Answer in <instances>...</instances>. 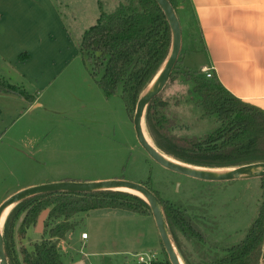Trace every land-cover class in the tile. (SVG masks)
I'll return each mask as SVG.
<instances>
[{
	"label": "rangeland",
	"instance_id": "1",
	"mask_svg": "<svg viewBox=\"0 0 264 264\" xmlns=\"http://www.w3.org/2000/svg\"><path fill=\"white\" fill-rule=\"evenodd\" d=\"M53 1L61 21L56 35L59 47L54 49L52 56H48V60L61 59L64 65L55 80L40 92L42 107L23 113V118L15 124V129L23 126V143L19 141L23 145L20 147L15 143L16 147L11 148L6 135L0 137V202L19 188L61 180L99 182L123 179L145 186L150 180L152 189L162 199L184 210L193 228L204 238L202 242L187 240L176 231L180 248L191 263L197 264L202 253L221 254V249L240 242L261 204V180L205 182L163 168L139 146L132 119L121 98L118 95L104 96L82 61L78 47L84 32L96 24L99 5L105 13H112L123 0ZM179 20L184 55L191 33L187 34L188 20L186 22L181 13ZM62 28L67 31L64 36ZM194 46L199 47L198 41ZM192 66L184 68V71L203 76ZM174 70L182 73L180 55ZM190 89L191 84L180 75L169 80L159 96L166 107L158 105V111L169 122L166 124L167 133L174 138H203L220 125L215 117L203 116L197 105L190 101ZM143 128L155 147L145 121ZM14 138L19 140L21 137L17 134ZM157 139L168 150L174 147L167 139ZM47 210L50 208L41 212L25 236L19 233L23 214L14 221L12 230H8L5 247L14 264H21L23 248L32 251L33 244L48 239V230L63 221L48 220ZM130 214L133 218L124 215L113 219L118 228L112 231L114 227L111 225L109 230L117 233L118 240L113 239L108 231L104 232L108 233L106 242L110 245L98 244L96 252L81 240L82 232H89L85 228V214L79 213L78 218L69 219L74 228L58 242L62 262L74 264L85 259V264H136L139 256L149 261L146 264L152 260L168 261L161 243L155 250L152 247L157 243L150 236L155 232L154 219Z\"/></svg>",
	"mask_w": 264,
	"mask_h": 264
},
{
	"label": "trees",
	"instance_id": "2",
	"mask_svg": "<svg viewBox=\"0 0 264 264\" xmlns=\"http://www.w3.org/2000/svg\"><path fill=\"white\" fill-rule=\"evenodd\" d=\"M167 1L178 20L183 9H188L190 5L189 0ZM99 9L96 24L86 30L81 38L79 53L104 96L118 95L132 119L138 99L169 55L171 30L155 0H123L112 13H105L101 4ZM180 75L191 84L190 101L197 105L203 116L215 117L220 125L203 138H174L167 133L166 124L169 122L158 111V105L166 107L165 102L161 103L159 94L147 105L144 116L155 147L161 152L165 151L177 162L211 170L264 163V111L233 96L216 77L206 79L188 71L179 73L174 70L169 80H175ZM0 92L19 96L27 103L34 101L23 89L2 80ZM157 137L167 139L174 147L166 149ZM259 180L261 204L244 238L234 246L221 249V254L208 251L202 253L197 264H259L264 244V178ZM146 185L162 206L180 259L183 264H193L182 252L176 231L187 240L202 242L203 236L193 228L184 210L162 199L152 189L150 180L146 181ZM48 208V220L63 221L48 230V239L33 244L32 251L25 248L21 250V264H63L58 242L64 240L67 232L74 228L68 220L79 213L96 209H119L140 216L151 215L150 207L144 200L121 191L56 192L29 197L13 206L4 221L3 244L8 264L14 263L6 251L5 236L8 230H12L14 221L23 214L19 233L25 236L26 230L34 226L41 212ZM161 248L165 253L162 243ZM148 264L170 263L167 260H154Z\"/></svg>",
	"mask_w": 264,
	"mask_h": 264
},
{
	"label": "crops",
	"instance_id": "3",
	"mask_svg": "<svg viewBox=\"0 0 264 264\" xmlns=\"http://www.w3.org/2000/svg\"><path fill=\"white\" fill-rule=\"evenodd\" d=\"M189 4L181 12L183 19L188 20L187 34L191 33L186 54L183 55L182 48L180 52L182 72L191 65L203 76V71L209 70L233 96L264 111V0H189ZM58 22H61L60 14L53 0H0V80L34 98L27 103L19 96L0 92V137L6 135L11 148L16 147L15 143L23 145L20 144L23 126L15 129V124L23 118V113L42 107L40 92L63 68L61 59L48 60L59 47ZM63 31L64 36L67 31L62 28ZM196 40L198 48L194 46ZM17 134L19 140L14 138ZM21 189L5 196L0 204ZM45 212L48 217L49 210ZM83 214L89 232H82L87 233V238L81 240L87 242L92 252L103 242L110 245L106 242V231L118 240L117 233H112L118 228L114 218L124 215L133 218L129 212L115 209H96ZM150 236L157 240L152 246L155 250L161 243L156 226ZM74 264H85V259Z\"/></svg>",
	"mask_w": 264,
	"mask_h": 264
},
{
	"label": "water",
	"instance_id": "4",
	"mask_svg": "<svg viewBox=\"0 0 264 264\" xmlns=\"http://www.w3.org/2000/svg\"><path fill=\"white\" fill-rule=\"evenodd\" d=\"M155 1L166 16L172 34V42L169 55L163 67L153 79L148 88L145 90V92L138 99L135 107L132 124L139 146L146 152L151 160H153L163 168L193 179L205 182H229L239 179L247 180L264 178V163L243 165L226 170H211L192 167L166 157L159 150H157V148L154 147L151 142L147 140L143 128L147 105L152 99H154L163 91L165 85L168 83L170 75L180 55L182 45V32L180 22L171 5L167 0ZM118 188H128L141 194L142 197L140 198L144 200L150 207L151 215L154 219L160 241L168 257V262L170 264H183L172 241L163 214L162 206L159 203L157 197L145 185L123 179L99 182L59 181L56 183H49L20 190L5 199L0 204V264H8L4 251V240L2 235L1 223L2 215L7 208H12L17 203L29 197L46 193H90L95 191H116V189ZM260 261L262 264H264V244L262 247Z\"/></svg>",
	"mask_w": 264,
	"mask_h": 264
},
{
	"label": "bare ground",
	"instance_id": "5",
	"mask_svg": "<svg viewBox=\"0 0 264 264\" xmlns=\"http://www.w3.org/2000/svg\"><path fill=\"white\" fill-rule=\"evenodd\" d=\"M145 135H146V133H145ZM146 137H147V135H146ZM147 140L150 142V140H149L148 137H147ZM116 191L126 192V193H130V194H132V195L138 196V197H142L140 193H138V192H136V191H134V190L128 189V188H118V189H116ZM10 209H11V208H7V209L5 210V212L3 213L2 218H1V223H3L4 218L6 217V215H7L8 212L10 211Z\"/></svg>",
	"mask_w": 264,
	"mask_h": 264
},
{
	"label": "built area",
	"instance_id": "6",
	"mask_svg": "<svg viewBox=\"0 0 264 264\" xmlns=\"http://www.w3.org/2000/svg\"><path fill=\"white\" fill-rule=\"evenodd\" d=\"M203 72H204V77H205L206 79H212V78H213V74H212L209 70H205V71H203ZM81 238H82L83 240H85V239L87 238V233H83V234L81 235ZM138 263H146V262L143 260V258H142L141 256H139Z\"/></svg>",
	"mask_w": 264,
	"mask_h": 264
}]
</instances>
